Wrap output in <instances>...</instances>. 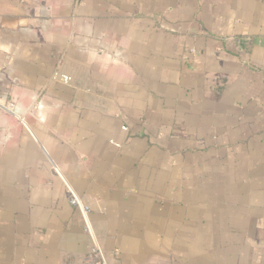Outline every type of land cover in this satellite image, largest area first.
Listing matches in <instances>:
<instances>
[{
  "label": "crops",
  "instance_id": "1",
  "mask_svg": "<svg viewBox=\"0 0 264 264\" xmlns=\"http://www.w3.org/2000/svg\"><path fill=\"white\" fill-rule=\"evenodd\" d=\"M93 243L264 264V0H0V264Z\"/></svg>",
  "mask_w": 264,
  "mask_h": 264
},
{
  "label": "built area",
  "instance_id": "2",
  "mask_svg": "<svg viewBox=\"0 0 264 264\" xmlns=\"http://www.w3.org/2000/svg\"><path fill=\"white\" fill-rule=\"evenodd\" d=\"M58 77L60 80H62L65 83H69L71 80V77L65 74H62ZM85 210H89V208L86 206ZM87 259L90 262V264H106L105 259L103 258V255L101 253V250L97 245L91 248Z\"/></svg>",
  "mask_w": 264,
  "mask_h": 264
},
{
  "label": "rangeland",
  "instance_id": "3",
  "mask_svg": "<svg viewBox=\"0 0 264 264\" xmlns=\"http://www.w3.org/2000/svg\"><path fill=\"white\" fill-rule=\"evenodd\" d=\"M88 207V206H87ZM85 208H86V206H83V209H84V211L86 212V214H88L89 213V210H85ZM89 208V207H88ZM87 231L88 232H90V234H91V236H92V239H94V234H93V232L89 229V227L87 228ZM94 244V243H93ZM95 245H97L98 246V244H94V245H92L91 246V248L93 247V246H95ZM99 247V246H98ZM91 248H90V250H91ZM100 248V247H99ZM89 250V251H90ZM101 250V249H100ZM101 253H102V255H103V258L105 259V262H106V264H109L108 262H107V260H106V257L104 256V254H103V252L101 251Z\"/></svg>",
  "mask_w": 264,
  "mask_h": 264
}]
</instances>
